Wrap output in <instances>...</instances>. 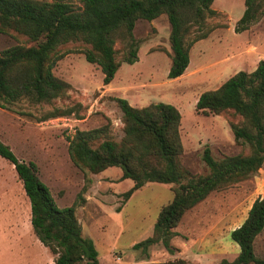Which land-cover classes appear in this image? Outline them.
Masks as SVG:
<instances>
[{
	"label": "rangeland",
	"instance_id": "obj_1",
	"mask_svg": "<svg viewBox=\"0 0 264 264\" xmlns=\"http://www.w3.org/2000/svg\"><path fill=\"white\" fill-rule=\"evenodd\" d=\"M211 8L217 14L206 23L214 28L191 45L188 68L177 78L167 76L170 26L161 14L135 22L138 58L121 63L108 84L102 82L100 67L85 59L83 50L88 45L70 41L60 45L64 53L52 69L71 85L63 97L49 104L22 98L9 108L0 107V140L20 160L35 163L57 206L77 201L82 234L92 238L99 264H229L239 251L230 231L245 219L253 200L264 195L263 163L248 178L212 191L187 210L170 239L173 251L160 242L143 250L134 244L154 235L159 210L172 199L176 184L148 182L124 201L122 193L132 181L121 179L118 167L91 173L74 165L68 154L76 130L104 126L109 137L122 138L121 112L112 97L125 98L135 107L157 102L176 106L183 146L179 162L191 176L208 173L202 160L205 146L215 159L244 150L234 142L225 116L202 115L195 102L201 92L218 87L238 70L251 71L264 58V14L236 33L234 24L244 10V0H213ZM14 44L31 42L11 30L0 32V50ZM114 47L121 58L123 42L117 39ZM54 110L70 112L42 120ZM254 249L264 259V229L255 238ZM0 264H54V255L32 229L29 200L14 166L1 156Z\"/></svg>",
	"mask_w": 264,
	"mask_h": 264
},
{
	"label": "trees",
	"instance_id": "obj_2",
	"mask_svg": "<svg viewBox=\"0 0 264 264\" xmlns=\"http://www.w3.org/2000/svg\"><path fill=\"white\" fill-rule=\"evenodd\" d=\"M213 0H0V32L14 31L31 44H14L0 50V107L26 98L33 104H49L63 97L71 85L52 69L63 56L59 49L70 41L87 44L89 63H96L103 84L114 77L121 63L137 60L138 42L133 28L138 19L167 16L169 30L168 78L183 75L191 45L213 30L206 19L217 12ZM264 14V0H244V10L234 24L240 33ZM193 36H192V35ZM123 42L117 58L114 44ZM121 112L122 138L107 135L106 127L76 130L68 154L74 165L91 173L118 167L121 179L132 185L122 193L124 201L148 182L173 183V197L162 205L154 223V235L134 244L143 250L160 242L173 251L170 239L182 215L209 193L254 174L264 163V58L251 71L238 70L218 87L201 92L195 110L202 115H223L234 142L244 150L215 159L208 146L202 160L205 175L191 176L181 166L183 151L179 135L181 113L170 103L132 106L127 99L112 97ZM47 112L42 120L69 114ZM0 156L13 166L30 204V223L40 242L54 255V264H99L98 251L82 234L76 215L77 201L56 205L48 186L39 178L34 162L16 157L0 140ZM119 210V208H117ZM264 229V195L251 203L245 219L230 231L239 248L229 264H264L255 254L254 242ZM224 261V260H223Z\"/></svg>",
	"mask_w": 264,
	"mask_h": 264
},
{
	"label": "crops",
	"instance_id": "obj_3",
	"mask_svg": "<svg viewBox=\"0 0 264 264\" xmlns=\"http://www.w3.org/2000/svg\"><path fill=\"white\" fill-rule=\"evenodd\" d=\"M262 59V58H261ZM188 65H189V63H188ZM187 68H188V66H187ZM181 76V75H180ZM177 78V77H176Z\"/></svg>",
	"mask_w": 264,
	"mask_h": 264
}]
</instances>
